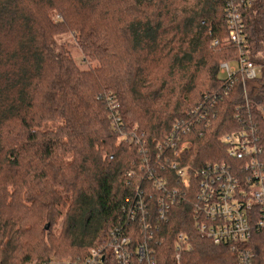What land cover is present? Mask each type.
Masks as SVG:
<instances>
[{"label":"trees","instance_id":"16d2710c","mask_svg":"<svg viewBox=\"0 0 264 264\" xmlns=\"http://www.w3.org/2000/svg\"><path fill=\"white\" fill-rule=\"evenodd\" d=\"M263 4L244 12L257 63ZM62 39L82 51L81 61ZM237 54L225 0H0V264L83 257L124 223L140 184L127 172L142 153L115 134L107 93L151 147L176 118L205 104L216 119L192 134L187 159L200 167L224 156L220 140L240 127L244 88L239 81L225 94L219 64ZM247 88L264 148V109H254L264 107V71ZM50 121L60 124L49 128ZM145 186L153 206L157 192ZM161 226L168 235L161 252L177 231L195 233L183 205ZM194 244L200 264L225 263L222 248Z\"/></svg>","mask_w":264,"mask_h":264},{"label":"built area","instance_id":"2783aa9c","mask_svg":"<svg viewBox=\"0 0 264 264\" xmlns=\"http://www.w3.org/2000/svg\"><path fill=\"white\" fill-rule=\"evenodd\" d=\"M257 1L225 0L228 43L237 47L238 54L222 61L219 73L226 79L225 94L241 82L244 104L235 108L240 127L221 137L224 156L200 167L187 159L192 134L202 135L200 125L208 127L216 119L205 104L176 118L151 147L144 133L123 120L118 101L107 93L105 103L115 134L142 153L136 167L127 172L140 184L124 205V223L110 230L106 245L92 246L83 257L63 262L50 259V264H200L194 255L198 240L203 247L210 242L222 248L224 264H264V148L247 88V81L264 71V61L257 63L251 57L244 16ZM254 109L264 107L258 104ZM145 185L157 192L154 207ZM180 205L190 208L195 233L177 231L171 250L165 247L161 252L156 246L168 241L161 222L168 221L171 209ZM159 228L161 236L156 234Z\"/></svg>","mask_w":264,"mask_h":264},{"label":"rangeland","instance_id":"374dc122","mask_svg":"<svg viewBox=\"0 0 264 264\" xmlns=\"http://www.w3.org/2000/svg\"><path fill=\"white\" fill-rule=\"evenodd\" d=\"M62 41L64 42L65 40L62 39ZM65 45H66V48L68 50H70L71 53H73V55L77 58V60L81 61L82 51L74 43H71V44L65 43ZM82 67L87 68L88 64L82 63ZM58 124H60V122L50 121V122L47 123L46 126L49 127V128H55ZM52 259L55 260V261H58V262H63L64 260H68V259H71V258H68V257L58 258V257L54 256V257H52Z\"/></svg>","mask_w":264,"mask_h":264}]
</instances>
